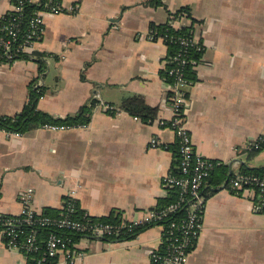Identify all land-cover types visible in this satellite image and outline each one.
Returning <instances> with one entry per match:
<instances>
[{
  "label": "crops",
  "instance_id": "1",
  "mask_svg": "<svg viewBox=\"0 0 264 264\" xmlns=\"http://www.w3.org/2000/svg\"><path fill=\"white\" fill-rule=\"evenodd\" d=\"M13 1L0 0V16L12 11ZM61 1L63 11L46 16L35 45L50 55L46 73L31 58L0 67V115L22 111L36 78L33 86L46 89L38 108L53 117L96 105L86 126L43 127L23 136L0 131V213L19 215L26 189H33L30 206L37 212L58 214L72 197L90 217L122 222L145 221L167 198L163 180L177 161L169 149L175 133L161 124L174 116L161 74L169 48L148 38L152 24L188 27L203 47L193 59L197 81L186 90L196 154L226 166L231 177L243 167H264V149L249 151L264 138V0H163L166 7L150 0ZM184 6L190 15H170ZM132 96L155 109L150 123L115 110ZM225 185L206 195L187 264H264V213L253 210L258 198ZM162 233L153 225L123 242L82 236L75 247L85 257L75 264H152ZM0 264H28L1 235ZM54 264L68 262L60 257Z\"/></svg>",
  "mask_w": 264,
  "mask_h": 264
},
{
  "label": "built area",
  "instance_id": "2",
  "mask_svg": "<svg viewBox=\"0 0 264 264\" xmlns=\"http://www.w3.org/2000/svg\"><path fill=\"white\" fill-rule=\"evenodd\" d=\"M30 3L40 5L42 8L38 9L30 19L29 29L25 32L22 28L21 16L25 6ZM62 11L61 0H47L46 2H41V0H14L10 17L0 16V67L11 64L20 57L36 50L37 39L44 34L46 16L59 14ZM148 38L152 41H161L165 45L169 40L167 36H157L156 32L151 29ZM178 42L182 47V51L174 57L177 65L170 70V75L174 77V83L170 84L169 101L174 116L172 120L162 121L161 124L171 128L175 133L176 140L179 142V170L181 175L171 172L164 178L163 183L168 190L179 189L180 201L163 209H154L148 214L145 221L115 224L93 220L87 213L81 218L76 217V202L72 197L66 200L65 213L61 217H43L40 212L35 211L30 206L33 189H26L21 194L24 207L19 215L0 213V235L8 247L20 250L24 254L42 251L39 259L40 264H45L48 260H55L60 257H64L68 264H75L85 257V253L76 249L74 238L52 233L45 242V247H43L38 240L40 226H52L59 230L97 239H112L119 237L123 232L131 230L134 226L154 222L163 229L160 243L163 251L160 247V250L152 254V264L188 263V257L201 230L202 215L207 203L204 187L214 164L212 161L196 154L190 131L186 125L188 108L186 89L191 84L184 78L182 69L188 64H193L194 61L186 57L185 53L189 52L190 49L202 52L203 47L195 41L194 37H181ZM109 108L114 109L112 106H109ZM44 128L52 131H65L73 127L45 125ZM0 131L4 130L0 129ZM159 145L156 139L152 140L153 148L159 147ZM253 146L258 148L259 142L256 141ZM228 186L235 193L246 190L252 191L258 198L253 201L254 212L264 213V177L237 174L229 180ZM187 202L184 217L172 218L170 221L165 222L169 216L177 214L183 209V205Z\"/></svg>",
  "mask_w": 264,
  "mask_h": 264
},
{
  "label": "trees",
  "instance_id": "3",
  "mask_svg": "<svg viewBox=\"0 0 264 264\" xmlns=\"http://www.w3.org/2000/svg\"><path fill=\"white\" fill-rule=\"evenodd\" d=\"M47 0H41V2H46ZM148 4L153 6H164L163 0H150L148 1ZM42 8L40 5H36L33 3L27 4L24 8V11L21 16L22 21V28L25 32L29 29L30 25V19L33 17L35 12ZM183 13H187L190 15V8L189 7H181L174 13H170V15L173 16V18H177L178 15H181ZM12 13H8L5 17L9 18ZM151 30L156 32L157 36H167L169 40L167 41V47L169 48V54L167 58V66L165 70L161 72L162 76L167 80L169 84L174 83V77L170 75V70L174 69L176 67V62L174 61V57L177 56L181 51L182 47L180 46L178 39L181 37H193L190 28L185 27L181 29H176L173 26V22H167L165 24H152L150 27ZM23 32V31H22ZM24 33V32H23ZM43 38V34L40 38L37 39V42L41 41ZM173 38V39H171ZM186 57H189L190 60L196 59L199 57L200 53L196 51L195 49H190L189 52L185 53ZM34 59L39 64V74L44 75L47 71V59L50 58V55L39 53L36 50H34L30 54H26L19 59ZM184 73V78L190 83L193 84L197 81V76L195 73V70L193 69V64H188L182 69ZM38 80V78L34 79L32 82V87L30 89L29 93V99L25 106L23 107L22 111L17 113L14 116H3L0 115V129L6 131L8 134H20V135H26L29 132H32L34 130H37L39 128H43L45 125H64V126H70V127H81L86 126L90 120L93 113V109L96 105V102H92L90 105H84L80 108V110L74 114L69 115L64 118H56L52 115L40 110L38 108L39 100L42 98V96L45 94L46 89L43 87L35 88L33 85ZM189 96V94L186 95V98ZM117 111H126L130 113L132 116L141 118L146 123H150L151 120H153L155 115V109L148 107L144 100L140 96H132L129 98H126L122 101V104L120 108L115 109ZM259 147L253 149H250L249 151L258 152L260 150L264 149V138L263 140H258ZM169 149H171L174 154L176 155L177 161L174 165V174L181 175V172L179 170V164H180V154H179V142L176 140L174 145L169 146ZM213 162V161H212ZM214 168L211 171V174L209 178L206 181L205 187H204V194L205 196L208 194H213L217 191H219L221 188H223L221 185L226 183L225 187L228 186L229 180L232 178L228 174V169L226 166L218 165L217 162H213ZM243 174L247 175H257L260 177H264V167L261 168H248L243 167L242 169ZM209 180V181H208ZM208 182V183H207ZM207 184L210 185L207 187ZM206 188V190H205ZM206 196V198H207ZM181 199V194L179 189L173 188L169 190V194L167 198L161 199L159 202V205L156 207V209H163L167 207L168 205L172 203L179 202ZM68 200V198L66 199ZM76 202V201H75ZM188 202L183 205V209H181L177 214L169 216L167 219L168 222L172 218H182L186 214L185 206H187ZM66 207V206H64ZM76 214L75 216L78 218H81L85 212L80 210L78 203L76 202ZM65 213V209L60 211L57 214V211H54L53 209H46L44 213H41V216H47V217H53L58 218L61 217ZM96 221H105V222H111L115 224H120L122 221L118 218H110V219H97V218H91ZM153 225H156V223H144L142 225H137L132 227L131 230H128L126 232H123L119 237L112 238L110 240L115 241H128L135 239L141 232L144 230L152 227ZM52 233H58L65 236H70L74 238V241H78L80 237L83 235L78 233H73L69 231H63L59 230L52 226H40L39 233H38V240L40 242V245L42 244L43 247H45V242L47 241L48 237ZM90 237V236H87ZM161 251H163V248L161 247ZM42 251H38L37 253L28 254L26 253V256L28 257V264H40L39 259L41 258ZM56 262V259H51L46 261L45 264H54Z\"/></svg>",
  "mask_w": 264,
  "mask_h": 264
},
{
  "label": "water",
  "instance_id": "4",
  "mask_svg": "<svg viewBox=\"0 0 264 264\" xmlns=\"http://www.w3.org/2000/svg\"><path fill=\"white\" fill-rule=\"evenodd\" d=\"M189 89V88H188ZM187 90V89H186Z\"/></svg>",
  "mask_w": 264,
  "mask_h": 264
}]
</instances>
